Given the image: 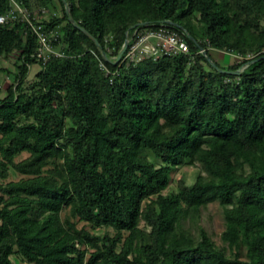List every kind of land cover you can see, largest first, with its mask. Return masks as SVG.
<instances>
[{
  "label": "trees",
  "instance_id": "trees-1",
  "mask_svg": "<svg viewBox=\"0 0 264 264\" xmlns=\"http://www.w3.org/2000/svg\"><path fill=\"white\" fill-rule=\"evenodd\" d=\"M15 3L66 55L43 64L26 20L0 24V58L17 53L0 178L24 175L0 180V264H264V0H0V16ZM163 27L190 52L129 58ZM183 166L195 180L164 193ZM213 202L222 247L184 224Z\"/></svg>",
  "mask_w": 264,
  "mask_h": 264
},
{
  "label": "built area",
  "instance_id": "built-area-1",
  "mask_svg": "<svg viewBox=\"0 0 264 264\" xmlns=\"http://www.w3.org/2000/svg\"><path fill=\"white\" fill-rule=\"evenodd\" d=\"M16 7L0 16V24H13L17 20L24 19L28 22L30 30L37 35L38 51L37 57L43 64L47 63L53 57H63L66 55L64 49V41L58 30H47L44 24L36 23L34 16L26 8L18 3ZM67 9L70 5L67 3ZM38 18L42 15H48L49 10L46 8L37 11ZM129 44V42H128ZM214 48H211L213 50ZM217 50V49H215ZM206 53L205 49H202ZM235 55L227 50H220ZM190 47L186 40L176 31L169 28H160L159 30L146 28L137 32V39L131 45L128 52L130 59L136 57L142 58L144 55H155L156 58L163 54L178 55L181 53H189Z\"/></svg>",
  "mask_w": 264,
  "mask_h": 264
},
{
  "label": "rangeland",
  "instance_id": "rangeland-1",
  "mask_svg": "<svg viewBox=\"0 0 264 264\" xmlns=\"http://www.w3.org/2000/svg\"><path fill=\"white\" fill-rule=\"evenodd\" d=\"M57 2V7L54 9V12L59 13L61 16H63L62 6ZM67 9V4H66ZM54 13V14H55ZM212 55L216 56L220 59L221 65L225 64V66H229L230 64L236 63L237 58L235 55H230L227 52H223L220 50H211ZM252 56V54L248 55V57ZM230 57V60L232 59V62L229 64L227 63V59ZM16 61H17V53H12L11 55L7 57H1L0 58V98H3L7 95V88L10 87L14 81V76L9 73V71L14 72L16 70ZM38 70V66L34 67L32 70L31 78L34 76V72ZM29 156V153L24 152L21 155L17 156L16 160L20 161L24 158ZM199 170L198 166H183L178 171L173 172V181L171 182L169 188L165 190L164 193H169L172 190H175L178 186L179 179L184 176L186 177V180L188 183H192L196 178V173ZM24 175L21 173L15 171L14 169H11L9 172V176L6 180H3L0 178L1 181H12V180H19L23 178ZM64 215V213H63ZM85 222H80L79 226L85 225ZM186 227H190L192 232L196 237L199 236L200 228H204L210 236L213 238V240L216 242V244L220 247L224 246V242L222 240V234L226 229V219L224 216L223 208L218 202L210 203L208 206L202 208L201 217L196 222H191L190 220H186L184 222ZM144 225V224H143ZM108 230V229H107ZM110 233L113 235L115 234V231L113 229L109 228ZM13 259L17 263H21V260L17 256H13Z\"/></svg>",
  "mask_w": 264,
  "mask_h": 264
},
{
  "label": "water",
  "instance_id": "water-1",
  "mask_svg": "<svg viewBox=\"0 0 264 264\" xmlns=\"http://www.w3.org/2000/svg\"><path fill=\"white\" fill-rule=\"evenodd\" d=\"M63 1L65 2V4L68 3V0H63ZM69 11H70V10L67 9V12H69ZM71 20L74 22V19H73V18H71ZM78 26H79V25H78ZM80 28H81L83 31H85V32L88 33V31H87L85 28H82L81 26H80ZM88 34H89V33H88ZM89 35L95 39L94 36H92L91 34H89ZM127 46H128V41H126V44H125L124 49H123L122 52L120 53V55H119L117 61H114V63H118V62L120 61V59L122 58V55H123V53L125 52V49H126ZM220 69H221L222 71H228V70H225V69H222V68H220ZM228 72H229V71H228ZM231 72L236 73V74H240L242 71H241V69H239V70L231 71Z\"/></svg>",
  "mask_w": 264,
  "mask_h": 264
},
{
  "label": "crops",
  "instance_id": "crops-1",
  "mask_svg": "<svg viewBox=\"0 0 264 264\" xmlns=\"http://www.w3.org/2000/svg\"><path fill=\"white\" fill-rule=\"evenodd\" d=\"M213 54V53H212ZM213 57H214V59L216 60V61H218L220 64H221V62H220V59L216 56V54H215V56L214 55H212ZM232 62V59L230 60V57H228V59H227V63H231ZM222 65H225V64H222Z\"/></svg>",
  "mask_w": 264,
  "mask_h": 264
}]
</instances>
